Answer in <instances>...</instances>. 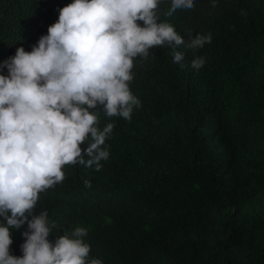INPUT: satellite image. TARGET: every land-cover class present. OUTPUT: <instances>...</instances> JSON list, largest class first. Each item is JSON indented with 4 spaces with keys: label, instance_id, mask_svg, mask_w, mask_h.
I'll use <instances>...</instances> for the list:
<instances>
[{
    "label": "trees",
    "instance_id": "16d2710c",
    "mask_svg": "<svg viewBox=\"0 0 264 264\" xmlns=\"http://www.w3.org/2000/svg\"><path fill=\"white\" fill-rule=\"evenodd\" d=\"M69 3L0 0V62L17 46L30 51ZM170 3L160 0V21L185 42L191 32L211 43L178 47L180 63L167 45L137 57L131 120L100 113L101 129L114 122L109 158L100 171L65 166L34 214L55 222L52 242L86 228L102 264H264V0H194L166 16ZM194 55L205 58L199 70ZM9 230L21 256L27 223Z\"/></svg>",
    "mask_w": 264,
    "mask_h": 264
},
{
    "label": "clouds",
    "instance_id": "9594fccd",
    "mask_svg": "<svg viewBox=\"0 0 264 264\" xmlns=\"http://www.w3.org/2000/svg\"><path fill=\"white\" fill-rule=\"evenodd\" d=\"M159 4L71 0L30 51L17 46L0 62V264H102L90 258L86 228L65 231L52 242L55 222L34 208L40 193L63 182L65 166L101 170L114 122L101 129L100 113L131 120L134 106H140L130 89L137 57L147 59L150 49L167 45L173 62L180 63L184 52L178 47L195 53L211 43V33L191 32L185 42L172 23L159 20ZM194 6V0H171L165 15ZM204 64L203 56H193V69ZM25 223L22 255L14 256L9 229Z\"/></svg>",
    "mask_w": 264,
    "mask_h": 264
}]
</instances>
